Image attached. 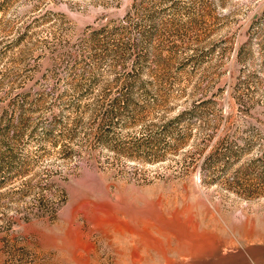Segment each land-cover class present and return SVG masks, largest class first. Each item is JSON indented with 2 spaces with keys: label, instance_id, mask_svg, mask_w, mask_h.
<instances>
[{
  "label": "rangeland",
  "instance_id": "obj_1",
  "mask_svg": "<svg viewBox=\"0 0 264 264\" xmlns=\"http://www.w3.org/2000/svg\"><path fill=\"white\" fill-rule=\"evenodd\" d=\"M0 264H264V0H0Z\"/></svg>",
  "mask_w": 264,
  "mask_h": 264
},
{
  "label": "trees",
  "instance_id": "obj_2",
  "mask_svg": "<svg viewBox=\"0 0 264 264\" xmlns=\"http://www.w3.org/2000/svg\"><path fill=\"white\" fill-rule=\"evenodd\" d=\"M123 107V106H122ZM119 108L120 107H117V106H112L110 109H107L106 112H108V114L110 116H114V115H118L120 114L121 111H119Z\"/></svg>",
  "mask_w": 264,
  "mask_h": 264
}]
</instances>
